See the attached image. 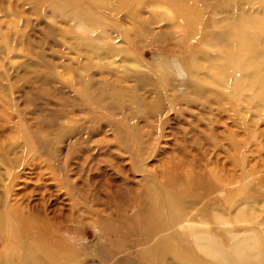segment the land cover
<instances>
[{"label":"rangeland","instance_id":"obj_1","mask_svg":"<svg viewBox=\"0 0 264 264\" xmlns=\"http://www.w3.org/2000/svg\"><path fill=\"white\" fill-rule=\"evenodd\" d=\"M1 217L0 264H264V0H0Z\"/></svg>","mask_w":264,"mask_h":264},{"label":"bare ground","instance_id":"obj_2","mask_svg":"<svg viewBox=\"0 0 264 264\" xmlns=\"http://www.w3.org/2000/svg\"><path fill=\"white\" fill-rule=\"evenodd\" d=\"M248 41H249V42L245 41V44H244V41H242V43L240 42L241 49H242L243 51H245V50H247V49H249V48L252 47V41H251V40H248ZM243 51H242V52H243ZM250 51H251V49H250ZM139 105H140V104H139ZM135 106H136V108H139L137 102H135ZM136 110H137V109H136ZM139 110H140V109H139ZM0 222L4 224V220H3L2 217L0 218ZM0 228H1V224H0ZM120 264H122V263H120Z\"/></svg>","mask_w":264,"mask_h":264}]
</instances>
